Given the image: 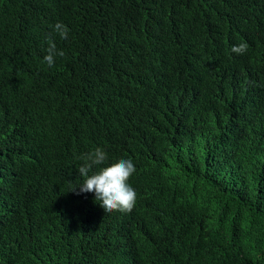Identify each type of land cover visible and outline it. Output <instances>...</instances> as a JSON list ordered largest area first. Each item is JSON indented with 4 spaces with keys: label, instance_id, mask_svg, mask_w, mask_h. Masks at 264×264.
<instances>
[{
    "label": "trees",
    "instance_id": "obj_1",
    "mask_svg": "<svg viewBox=\"0 0 264 264\" xmlns=\"http://www.w3.org/2000/svg\"><path fill=\"white\" fill-rule=\"evenodd\" d=\"M0 264H264V0H0Z\"/></svg>",
    "mask_w": 264,
    "mask_h": 264
},
{
    "label": "clouds",
    "instance_id": "obj_2",
    "mask_svg": "<svg viewBox=\"0 0 264 264\" xmlns=\"http://www.w3.org/2000/svg\"><path fill=\"white\" fill-rule=\"evenodd\" d=\"M62 39H67L68 29L61 22L55 25L54 29ZM248 49L247 43L234 45L231 49L233 53L243 55ZM48 55L44 58L51 67L54 64L56 55L63 56L64 52H57L55 44L50 42ZM108 156L103 148L97 147L86 156V163L78 168L83 183L73 191L79 189L80 193H94L96 202L106 212L120 211L131 212L137 200L136 191L128 183L129 178L136 171L131 159H120L106 167H100L99 171L92 172L95 166L104 165ZM91 173V174H90Z\"/></svg>",
    "mask_w": 264,
    "mask_h": 264
}]
</instances>
